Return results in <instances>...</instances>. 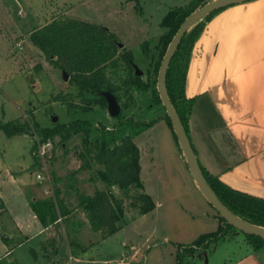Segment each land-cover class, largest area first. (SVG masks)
Listing matches in <instances>:
<instances>
[{
	"label": "crops",
	"instance_id": "1",
	"mask_svg": "<svg viewBox=\"0 0 264 264\" xmlns=\"http://www.w3.org/2000/svg\"><path fill=\"white\" fill-rule=\"evenodd\" d=\"M184 93L193 99L188 133L201 167L232 190L264 199V0L228 6L206 23L191 51ZM133 142L143 192L154 204L151 212L124 213L119 230L103 239L89 230L82 240L74 217L76 223L62 226L59 242V235L42 227L30 211L27 219L35 232L28 234L11 218L12 234L20 241L9 243L13 239L0 229L7 241L0 240V258L16 264H175L177 246L215 232L217 213L198 190L166 122H156ZM22 185L31 188L33 182ZM25 193L23 203L31 210ZM84 216L81 223L88 227ZM74 237L78 242L70 245ZM222 248L221 256L215 244L185 255L183 263L210 264L212 254L213 264H264V248Z\"/></svg>",
	"mask_w": 264,
	"mask_h": 264
},
{
	"label": "rangeland",
	"instance_id": "2",
	"mask_svg": "<svg viewBox=\"0 0 264 264\" xmlns=\"http://www.w3.org/2000/svg\"><path fill=\"white\" fill-rule=\"evenodd\" d=\"M189 1L0 0V122L19 121L29 126L27 134L11 138L0 132V229L7 230V235L14 240L10 239L9 243L20 241L18 234H12L15 222L11 218L17 222L19 220L25 232L34 231L27 219L31 210L23 203L25 192L29 203L34 201L32 198H48L55 188H59L70 208L76 204L70 186H75L84 194L94 193V185L90 182L92 173H75L80 165L77 158L81 150L80 137L76 136L64 145L55 137L54 141L48 140L45 147L41 131L53 129L55 124L67 125L75 120H87L94 126L104 125L107 129L116 124V119L108 115L104 104L95 101V96L81 95L69 85L68 79L63 80L62 70L50 64L46 56L32 44L31 33L54 19L77 20L104 28L119 40L125 51L132 53L133 64L141 71L142 80L155 84V66L160 59L159 38L166 32L160 27L161 20L169 9L183 7ZM118 69L119 73L114 77L107 70L116 84L128 75V69L122 62H119ZM130 98L123 94L119 103L124 119L150 121L155 117L149 92L142 94L134 91ZM53 117L57 118L56 122H52ZM34 145L37 153L35 157L31 152ZM36 157L39 159L37 162ZM28 181L33 182V185L25 190L22 184ZM96 186L100 189L104 187L100 181H97ZM109 192L118 194L127 217L136 214L129 204L138 191L131 188L126 197L117 188H110ZM73 214L80 222V230L83 229L82 240H86L89 229L80 219L84 213L79 210ZM68 217L61 218V221L58 219L57 225L50 226L53 235H59V242L64 240L62 226L66 227ZM0 237L4 235L0 234ZM36 241L33 244H37ZM64 243L67 245L68 241ZM223 244H229L234 252L239 251L238 246L244 250L251 249L244 235L236 229L227 232L218 244L220 256L224 252ZM211 247L212 244L207 249ZM3 252L0 246V253ZM208 259L213 264L215 257L210 254ZM215 264H220V261H215Z\"/></svg>",
	"mask_w": 264,
	"mask_h": 264
},
{
	"label": "trees",
	"instance_id": "3",
	"mask_svg": "<svg viewBox=\"0 0 264 264\" xmlns=\"http://www.w3.org/2000/svg\"><path fill=\"white\" fill-rule=\"evenodd\" d=\"M212 0H190L183 7H173L162 18L160 27L166 32L159 38L160 59L155 66V76L164 52L171 38L176 33L183 20L205 3ZM225 8L215 10L191 26L183 35L180 44L172 57L166 74V92L168 98L178 114L186 134L188 133V119L191 113L193 99H187L184 93L185 77L189 65L191 51L199 39L206 23L217 13ZM30 41L36 46L54 67L64 71L68 76L71 87L76 88L79 94L95 96L97 103L106 106L100 92L112 94L118 104L122 95H131L134 91L142 94L149 92V99L154 107L155 117L150 121H136L133 118L124 119L122 111L116 118V124L107 129L104 125L94 126L87 120H75L67 125L55 124L53 129L41 131L42 144L59 138V143L79 136L81 150L77 153L80 165L75 173L90 172V182L94 185V193H81L75 186H70L75 194L76 204L69 207L62 192L55 188L48 198L29 202V207L34 213L38 223L47 228L57 223L58 219L68 217L67 227L76 222L72 219L76 209L81 210L86 218L89 230L99 234L101 239L113 235L119 230V222L125 213L124 203L116 199L110 188H117L124 197L129 196L131 188L138 191L131 199L129 207L137 214L144 215L151 212L154 204L151 198L143 192V185L139 177V150L133 139L158 121H165L169 126L177 147L176 137L170 121L161 106L160 99L155 89V84L144 82L134 70L132 53L124 50L123 45L106 29L87 24L77 20H53L42 26L30 35ZM119 62L128 69L126 75L118 83L111 80V76L118 75ZM0 132L7 138L27 134L29 126L25 122L10 121L0 122ZM193 147V146H192ZM36 146L31 148L35 157ZM180 151V148H179ZM36 162L39 160L36 157ZM34 162L33 165L36 164ZM199 163V162H198ZM200 169L218 198V200L234 215L242 220L264 228V199L253 197L232 190L222 184L217 178L208 174L199 164ZM97 181L103 183V189L96 186ZM219 227L213 233L199 236L187 246L176 247V263L183 264L185 255H193L200 250H206L212 244H219L227 232L235 230L218 214ZM82 225V224H81ZM78 228L80 222H78ZM254 251L264 248V240L243 234ZM0 240L7 242L4 237ZM78 239L74 237L70 245ZM0 264H16L0 258Z\"/></svg>",
	"mask_w": 264,
	"mask_h": 264
},
{
	"label": "water",
	"instance_id": "4",
	"mask_svg": "<svg viewBox=\"0 0 264 264\" xmlns=\"http://www.w3.org/2000/svg\"><path fill=\"white\" fill-rule=\"evenodd\" d=\"M247 1H250V0H212V1L205 3L204 5L199 7L197 10H195L193 13L188 15L183 20V22L180 24L176 33L174 34L169 44L167 45V48L164 52V55L161 59V62L158 68L155 89L160 99L161 106L163 107L164 112L166 113L170 121L171 127L173 129L177 143L184 157L189 173L191 177L193 178L198 190L205 198V200L208 202V204L215 210V212L221 218H223L228 224L233 226V228H235L239 233L258 237L264 240V228L250 224L242 220L241 218L237 217L236 215L232 214L218 200V198L216 197V195L214 194V192L208 185L200 169L196 154L186 134L184 126L168 98V95L166 92V82H165L167 69L169 67L170 61L172 57L174 56L183 35L191 26H193L196 22L201 20L204 16H206L207 14L215 10L226 8L228 6L236 5V4L247 2ZM120 47H122V44H120ZM134 70L137 76H141V71L138 70V68L135 65H134ZM62 78L64 81L68 79V76L64 71H62ZM100 95L104 98L106 102V109H107L108 115L113 119L119 116L121 113V107L116 101V98L112 94L107 93V92H100ZM56 121H57V118L53 117L52 122H56Z\"/></svg>",
	"mask_w": 264,
	"mask_h": 264
},
{
	"label": "built area",
	"instance_id": "5",
	"mask_svg": "<svg viewBox=\"0 0 264 264\" xmlns=\"http://www.w3.org/2000/svg\"><path fill=\"white\" fill-rule=\"evenodd\" d=\"M47 145H48V144L46 143V146H45V147H47ZM39 178H40V176H39V175H37V179H39Z\"/></svg>",
	"mask_w": 264,
	"mask_h": 264
}]
</instances>
